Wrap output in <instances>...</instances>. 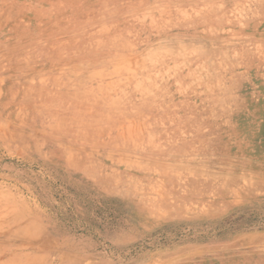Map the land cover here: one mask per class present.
I'll use <instances>...</instances> for the list:
<instances>
[{
  "label": "rangeland",
  "instance_id": "1",
  "mask_svg": "<svg viewBox=\"0 0 264 264\" xmlns=\"http://www.w3.org/2000/svg\"><path fill=\"white\" fill-rule=\"evenodd\" d=\"M0 264H264V0H0Z\"/></svg>",
  "mask_w": 264,
  "mask_h": 264
}]
</instances>
